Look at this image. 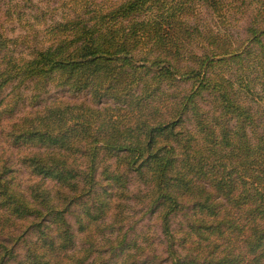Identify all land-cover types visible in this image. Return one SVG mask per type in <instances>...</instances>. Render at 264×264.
Instances as JSON below:
<instances>
[{
	"label": "trees",
	"instance_id": "trees-1",
	"mask_svg": "<svg viewBox=\"0 0 264 264\" xmlns=\"http://www.w3.org/2000/svg\"><path fill=\"white\" fill-rule=\"evenodd\" d=\"M75 2L50 43L27 54L0 31V92L30 81L32 98L50 87L88 96L12 123L33 178L22 185L0 165V264H152L121 227L106 247L90 240L108 213L124 220L133 172L148 184L170 264H264V0L239 47L197 17L201 7L220 16L226 0ZM82 195L91 201L76 221L89 245L73 249L66 214ZM15 228L35 233L21 256Z\"/></svg>",
	"mask_w": 264,
	"mask_h": 264
},
{
	"label": "rangeland",
	"instance_id": "rangeland-1",
	"mask_svg": "<svg viewBox=\"0 0 264 264\" xmlns=\"http://www.w3.org/2000/svg\"><path fill=\"white\" fill-rule=\"evenodd\" d=\"M75 1L0 0V31L6 37L15 39L16 54H27L35 47H44L50 43V28L56 21L64 19L65 16L73 15L76 11ZM77 1L81 2L83 0ZM89 1L94 3L100 0ZM226 1L227 9L220 16L212 13L206 7H201L197 17L203 22L214 23L222 30H226L233 39V45L239 47L249 35V27L252 24L253 17H255L253 6L256 0ZM258 19L264 23V16H259ZM32 85L33 83L29 81L20 85V88L16 90H12L11 85H8L0 92V165L9 166L11 171L8 174L13 175L15 180L17 179L22 185L33 178V175L27 171L20 160L27 149L19 148L11 141L9 130L12 123L27 111L40 108L54 99H69L77 102L88 101L85 92L70 94L65 89L54 87H50L48 91L41 93L40 96L32 98ZM76 157L78 158L79 155ZM80 159L78 158V161ZM109 160H112V158ZM103 165H105L104 162L100 167L103 168ZM128 175L129 191L127 198L124 200V220L113 222L112 215L108 213L103 220L104 223L110 224H106L108 226L104 225L101 230L94 232L90 240L94 242L95 249L106 247V244H108L107 238L114 239L118 235V227H121L120 230L125 232L126 240L135 241L138 244L140 248L139 260L145 258L152 264H170V258L166 252V242L161 231L160 219L157 211L149 208L150 204L146 194L148 184L134 172L128 173ZM90 201L91 199L87 195L80 196L78 202L73 203L70 212L66 214L74 233L73 249L89 245V240L87 241L84 234L78 230L76 215L82 213V203ZM184 222L182 214L172 215L171 227L177 236H179L181 229L185 227ZM14 234L19 239L14 242L13 246L18 256H21L28 241L35 239V233L31 230L23 231V228H15ZM95 249L89 260H92L96 255L97 251ZM6 264H14V262L9 261Z\"/></svg>",
	"mask_w": 264,
	"mask_h": 264
}]
</instances>
